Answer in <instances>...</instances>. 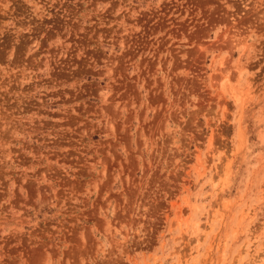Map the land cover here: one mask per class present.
Here are the masks:
<instances>
[{
    "label": "rangeland",
    "instance_id": "rangeland-1",
    "mask_svg": "<svg viewBox=\"0 0 264 264\" xmlns=\"http://www.w3.org/2000/svg\"><path fill=\"white\" fill-rule=\"evenodd\" d=\"M0 264H264V0H0Z\"/></svg>",
    "mask_w": 264,
    "mask_h": 264
}]
</instances>
